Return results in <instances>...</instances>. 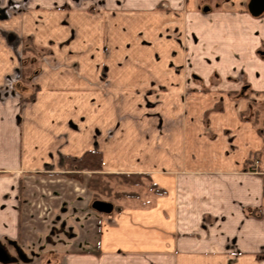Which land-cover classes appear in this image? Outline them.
I'll use <instances>...</instances> for the list:
<instances>
[{"label": "crops", "instance_id": "crops-1", "mask_svg": "<svg viewBox=\"0 0 264 264\" xmlns=\"http://www.w3.org/2000/svg\"><path fill=\"white\" fill-rule=\"evenodd\" d=\"M149 1L171 4L162 26L177 28L181 37L192 17L201 48L194 58L209 59L238 80L222 81L205 95L181 86L172 102L178 125L163 126L158 146L151 132L139 139L123 128L131 113L122 111L117 78L147 70L128 64L117 71L116 59L99 52L46 54L33 79L19 84L31 89L23 101L0 93V173L14 163L16 171L67 173L75 168L67 158L96 152L102 174L147 177L161 193L151 204L77 222L63 236L54 230L33 250L50 254L47 264H264V10L252 14L250 0H221L215 11L203 6L201 12L198 0H176L178 7L175 0ZM157 27L153 22L151 31ZM100 28L98 41L108 43L105 22ZM167 40L171 51L175 40ZM13 65L1 38L0 84ZM105 72L113 77L108 86ZM251 164L255 171L247 169ZM9 212L0 195V233Z\"/></svg>", "mask_w": 264, "mask_h": 264}, {"label": "rangeland", "instance_id": "rangeland-1", "mask_svg": "<svg viewBox=\"0 0 264 264\" xmlns=\"http://www.w3.org/2000/svg\"><path fill=\"white\" fill-rule=\"evenodd\" d=\"M156 2L0 0V39H3L14 59L13 67L2 79L0 93L12 94L23 101L24 94L31 89L27 85L26 89L21 90L19 84L23 79H33L43 57L48 53L68 52L80 57L85 52L98 57L99 52L106 59L113 56L117 71L130 64L134 69L149 72L117 78L122 88V101L126 104L122 111L128 110L131 113H128L131 123L123 124V128H129L130 134L139 135V139L151 132L159 146L163 126L167 129L169 123L174 128L178 125V120L173 119L179 114L178 108L172 102L181 86L205 95L212 86H218L225 80H238V77L221 72L209 59L194 58L195 52H201L200 45L195 47L198 41L194 19L186 17L188 24L184 37H181L177 28L163 29L162 25L168 16L167 5L170 3ZM174 3L178 7L177 3L180 2L175 0ZM220 3L221 0H198L199 12L203 6H209L215 11ZM102 22H105L104 35H107L108 43H100L97 39ZM153 22L159 24V27L152 32ZM4 25H7L9 31L5 32ZM111 31H116L114 37L110 35ZM168 38L175 40V45L170 46L171 51L165 44ZM179 49L182 57L178 55ZM166 67L174 69L173 74L161 71ZM104 79L108 86L113 77L109 78L105 72ZM163 84H167L169 90H165ZM168 95L171 96L170 106ZM253 110L256 111L255 108ZM253 163L257 166L256 159ZM15 165L0 173L5 175L2 182L6 184V191H1L0 195L8 200L10 208L9 221L3 233H0V250L8 261L0 260V264H47L50 254H40L38 249L34 251L33 244L44 242L54 230L62 232L60 236H63L65 229L77 230V222L91 219L95 215H110L93 210V202L110 203L113 210L151 204L158 190L149 183L147 177L108 175L98 170H81L72 177L68 172L48 174L16 171L13 170L16 169ZM91 180L98 181V186L89 185ZM104 185H107V190L102 189ZM131 194L136 197H129ZM61 209H67L66 213L63 214ZM24 243L29 248L21 246Z\"/></svg>", "mask_w": 264, "mask_h": 264}, {"label": "trees", "instance_id": "trees-1", "mask_svg": "<svg viewBox=\"0 0 264 264\" xmlns=\"http://www.w3.org/2000/svg\"><path fill=\"white\" fill-rule=\"evenodd\" d=\"M67 159H70V161L74 163V167L75 168H73V170L71 172H68V175H70L72 177H73L75 172H78V171H81V170H86V171L88 170V171L92 172V171L100 169L101 157L96 152L95 153H93V152L92 153H87V154H85V155H83L81 157H78V158H70L69 157ZM251 163L253 164V161H251ZM252 164L247 166V169L249 171H255L256 170L255 167H253ZM108 175H110V174H108ZM261 177H262V181H263V194H264V173H262ZM98 183H99L98 181H92L91 180L89 182V185L93 184V186H98ZM103 188H106V190H107V185L106 186L104 185V187L102 186V189ZM157 192L161 193L160 190L157 191ZM128 196L132 197V198L136 197V195H133V194L128 195Z\"/></svg>", "mask_w": 264, "mask_h": 264}, {"label": "water", "instance_id": "water-1", "mask_svg": "<svg viewBox=\"0 0 264 264\" xmlns=\"http://www.w3.org/2000/svg\"><path fill=\"white\" fill-rule=\"evenodd\" d=\"M248 7L252 14L257 15L264 10V0H250ZM91 208L104 214H110L113 210V207L110 203L99 201L93 202L91 204ZM0 260L3 261L4 259L0 256Z\"/></svg>", "mask_w": 264, "mask_h": 264}, {"label": "flooded vegetation", "instance_id": "flooded-vegetation-1", "mask_svg": "<svg viewBox=\"0 0 264 264\" xmlns=\"http://www.w3.org/2000/svg\"><path fill=\"white\" fill-rule=\"evenodd\" d=\"M0 256L4 259L3 261L7 262L8 258L7 256L0 250Z\"/></svg>", "mask_w": 264, "mask_h": 264}]
</instances>
